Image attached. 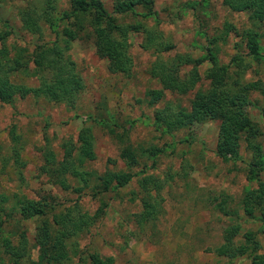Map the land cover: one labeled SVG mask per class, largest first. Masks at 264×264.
<instances>
[{
  "label": "rangeland",
  "instance_id": "rangeland-1",
  "mask_svg": "<svg viewBox=\"0 0 264 264\" xmlns=\"http://www.w3.org/2000/svg\"><path fill=\"white\" fill-rule=\"evenodd\" d=\"M101 1L122 23L143 20L132 14H116L113 0ZM58 4L61 10L69 6L67 0H58ZM42 5L43 0H0V31H10L6 44L11 54H15L14 46H25L32 51L36 44L57 38L45 21H38L41 32L24 27L23 16L28 8L40 11ZM136 9L143 10L139 6ZM154 10L156 16L145 19L147 27L144 29L163 33L175 47L163 53L146 50L142 44L147 32L142 29L131 33L129 52L133 68L130 76L111 72L107 59L99 56L93 39L85 35L72 40L67 50L84 81V88L77 93L74 102L58 101L30 91L25 96L19 92L12 102L0 100V192L8 195L10 207L15 206L11 210L15 217L5 224L3 232L0 230V264L16 262L15 255L3 242L7 238L13 250L21 247L22 240H27L29 253L19 264L37 261L40 246L35 235L40 220L35 217L25 220L18 202L24 197L43 200L44 196L61 202L63 205L59 209L78 204L89 215V226L76 237L78 243L75 249L71 248L70 257L63 264H95L92 253L97 254L98 259L112 257L114 264H252L248 257L230 262L213 252L222 242L223 230L229 224L239 221L245 228L255 231L261 228L260 222L247 218L240 208L245 189L258 185L248 178L251 154L247 152L246 143L241 146L242 160L226 162L216 154L219 121L196 123L174 130L172 134L155 123L159 110L190 109L195 93L199 88H209L210 82L203 78L185 95L165 89L164 97L152 105L147 93L163 88L150 74L151 65L158 57L169 59L176 54L201 57L207 52L206 47L211 46V39L218 41L214 49L218 48L221 63H232L231 67L238 69L231 61L233 56H238L247 64L242 79L264 84V24H257L261 27L262 47L261 56L256 58L250 53L243 33L255 26L249 14L231 10L223 0H154ZM154 10L148 11L149 15ZM228 23L233 26L228 27ZM192 65L183 66L182 76ZM209 67L210 63L205 61L199 69L203 73ZM33 68L32 63L30 70ZM10 77L15 85L24 87H37L41 82L32 71L19 70ZM262 106L264 92H252L246 110L261 129L259 140L264 148ZM103 121L115 124L117 132L128 130L129 139L141 148L155 146L163 150L156 165L154 159L144 156L132 168L135 172L147 170L164 182L161 190L164 213L157 225L148 226L146 231H141L135 221V213L143 208L140 199L143 192L139 185L143 174L100 197L93 196L90 190L79 195L52 182L51 171L60 166L69 151L77 152L80 134L87 126L92 129L96 153V159L87 163V169L99 173L127 170L120 156L122 143ZM68 178L77 183L71 175ZM223 195L228 196L232 207L240 208V218L233 219L216 209ZM101 197L108 206L105 213L100 212L95 217L102 204ZM4 215L0 213V221ZM258 236L264 251V233L259 232Z\"/></svg>",
  "mask_w": 264,
  "mask_h": 264
},
{
  "label": "trees",
  "instance_id": "trees-1",
  "mask_svg": "<svg viewBox=\"0 0 264 264\" xmlns=\"http://www.w3.org/2000/svg\"><path fill=\"white\" fill-rule=\"evenodd\" d=\"M67 1L69 6L63 10L59 8L58 0H43L40 11L29 7L25 12L23 23L26 29L41 32V24H38V21L42 20L48 23L57 35L53 41L36 44L32 51L25 46L20 48L14 46L15 54H11V49L6 44L10 31H0L2 42V47H0V100L12 102L19 92L25 96L30 91L39 95L43 93L54 100L74 102L77 93L84 88V81L76 69V63L67 54V50L72 40L82 39L85 35L93 39L99 56L107 59L111 72H119L127 76L132 74L133 68L129 52L131 33L142 29L147 32L142 44L146 50L163 53L175 47L170 40L164 37L163 33L144 29L147 27L145 19L156 16L154 0H113L116 14H132L143 18L131 24L122 23L119 18L109 13L101 0ZM223 3L233 11L249 14L255 26L246 29L243 33L250 53L256 58L260 57L262 32L258 25L259 23L264 24V0H223ZM138 6L143 10L138 11L136 9ZM151 10L154 12L149 15L148 11ZM229 26L233 25L228 23ZM222 38L224 39L225 36ZM209 44L212 47L207 46V52L201 57L195 58L191 54H176L169 59L158 57L151 65L150 74L161 82L163 88L148 91L149 104H155L162 99L165 89L185 95L196 88L203 78L210 82L209 88H199L195 93L190 109L177 107L157 110L155 123L157 127H162L164 132L172 134L174 130L190 127L196 123L208 120L219 121L216 154L226 162L237 163L242 160L241 146L246 143L247 152L251 154V160L248 162V178L250 181H257L258 185L245 189L240 200V208L247 218L260 222L261 228L259 231L245 228L239 221L229 224L223 230V241L217 244L213 251L220 258H226L230 262L241 257H248L252 264H264V251L258 236L259 232L264 233V148L259 140L261 129L246 110L251 93L264 92V84L244 81L242 74L246 71L247 64L238 56H233L231 60L236 63L238 69L232 68V63H221L218 48L214 49L218 45L217 39L209 40ZM205 61L210 63V67L201 73L199 66ZM32 63L34 68L30 70ZM190 64H193L192 68L185 76H182L183 66ZM19 70L32 71L33 74L39 76L41 79L39 86L15 85L10 75ZM261 109L264 115V106ZM104 124L110 133L122 143L120 156L125 161L127 170H106L99 173L87 169V163L96 159L94 136L91 127L87 126L80 134V145L77 152L69 151L65 159L60 162V166L51 171L52 182L62 189L71 190L79 195L90 190L93 196L100 197L118 187L128 185L134 177L143 174L139 180L143 192L140 198L143 208L135 213V221L141 231H146L148 226L155 227L164 213L161 194L164 182L154 174L147 173V170L135 172L132 168H135L144 156L154 159V165H156L157 157L163 150L155 146L141 148L129 139L128 130L117 132L114 128L115 124L111 125L108 122ZM123 139L126 141L122 142ZM69 175L77 181L76 184L69 181ZM9 199L7 194L0 192V213L5 214L0 221L2 232L5 230L3 228L5 224L14 216L11 210L15 206L13 204L10 207ZM101 201L102 204L94 214L95 217L100 212L105 213V207L108 206L102 197ZM229 202L228 196L223 195L222 199L216 203V209L233 219L240 218V208L232 207ZM18 205L19 212L25 220L34 217L40 220L35 235L36 243L40 246V253L37 261H33L32 264H63L70 257L71 248L75 249L78 243L76 237L90 224L89 215L81 210V206L74 204L59 209L63 204L50 196H44L43 200L38 201L24 197ZM23 237L26 238L25 235ZM9 240L7 238L3 242L15 255L14 264H19L29 253L27 240H22L21 247L14 250ZM91 256L94 257L95 264H114L112 257L98 259L100 257L95 253Z\"/></svg>",
  "mask_w": 264,
  "mask_h": 264
},
{
  "label": "crops",
  "instance_id": "crops-1",
  "mask_svg": "<svg viewBox=\"0 0 264 264\" xmlns=\"http://www.w3.org/2000/svg\"><path fill=\"white\" fill-rule=\"evenodd\" d=\"M222 241H223V236H222ZM220 244V243H219ZM214 252V251H213Z\"/></svg>",
  "mask_w": 264,
  "mask_h": 264
}]
</instances>
